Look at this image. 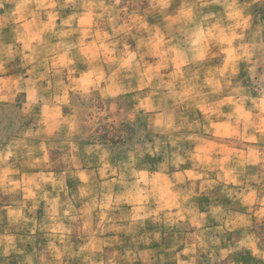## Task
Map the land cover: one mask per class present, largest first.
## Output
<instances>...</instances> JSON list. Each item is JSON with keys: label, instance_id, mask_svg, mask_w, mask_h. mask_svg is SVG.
Segmentation results:
<instances>
[{"label": "rangeland", "instance_id": "374dc122", "mask_svg": "<svg viewBox=\"0 0 264 264\" xmlns=\"http://www.w3.org/2000/svg\"><path fill=\"white\" fill-rule=\"evenodd\" d=\"M101 4L103 5V2L94 5L99 13L103 12V6H98ZM125 10L130 12L128 8ZM125 10L122 9V12ZM132 10L130 15H133L132 19L137 21L141 18L142 12L147 11L146 8L138 6H133ZM253 10L255 14L264 9ZM108 11L116 12L117 9L108 8ZM76 17L75 41L68 45L69 36L58 34L65 43H61L56 49L64 51L69 48L72 53L82 50L80 62L76 65L78 71L75 76H78L81 72L89 70V63L92 67L98 66L100 56L105 54L106 49L103 47V40L109 33L105 31L101 14L99 16L92 14L93 19L91 16L78 13ZM90 22L91 25L87 24ZM139 24L133 26L129 22H123L119 27L123 30L118 32H114L115 25H111L114 36L120 32L119 39L113 40L116 46H123L125 49L127 45V49H130L129 44L133 41V50L136 53L137 44L143 39L145 45L140 49L141 54L151 53L144 56L142 61L140 55H136V59L130 62L131 71H128H135V66L140 64V71L153 75L154 83L160 82V77L164 81L173 79V74L177 71L176 65L181 64L183 55L170 52L163 41L151 39L152 42L149 44L147 37L150 35L142 29L138 32ZM54 30L56 25L43 37L46 42L43 47L45 51L52 49L47 45V41L52 40ZM23 33L27 38L26 31ZM34 34L31 33V39L35 37ZM155 35L153 31L151 37ZM94 38L98 39L96 44L93 43ZM90 39L91 43H89ZM21 43L24 47L23 41ZM73 44L78 45L79 49L73 50L70 47ZM65 53L67 52L64 51L58 56L51 54L49 63L53 66L63 65L66 60L72 58V54L65 55ZM234 55L239 54L234 53ZM18 59L22 60L21 57ZM253 59L255 60V57ZM219 63H221L219 59H213L208 62V66ZM160 64H167L168 67L159 68V76H156L154 70ZM232 65L238 68V72L231 77L230 88H224L221 83L222 91L212 93L199 106L190 101L176 104L174 99H170L168 101L170 107L162 114L152 110L155 107V97L147 95L149 89H144L140 96L146 107L138 110L136 108L139 101L134 99L135 92H121V87L109 89L111 93H119L115 98L123 99L125 103L118 105L114 113L109 112L103 117L93 119L91 112L86 116L78 115L76 124L70 123L69 118L72 113L66 105L53 103L45 110L37 104L33 109L34 114L23 119L13 134L0 138V147L6 142L10 143L11 160L14 162L12 171L16 174L23 173L28 183L32 182L26 195L35 196V188L32 187H35L36 181L38 182V191H36L40 193L37 199L30 200L33 203L30 204L32 210L28 211H44L43 218L41 221L37 220L36 224L44 230L38 232L35 230L29 232V229L26 232L20 230L17 216V222L12 220L10 224L9 237H5L4 233L0 232V242H2L0 264L4 261L8 264H21L26 262L28 257L32 258L33 264H56L57 256L64 248L80 253L79 256L71 258L70 264H88L86 257L96 260L97 264H109L110 260L115 261L118 258L124 261L129 257L133 260L136 256L145 259L141 264H158V261L167 257L169 251L162 248L164 242L161 243L156 235L163 238L160 223L166 229L171 226V220L164 216L159 218L155 214L144 217L141 209L144 207L145 189H152L155 193L148 210L163 211L164 192L169 190L165 188V184L171 186L170 183L175 180L176 175H169L172 181L164 183L157 178L158 174L154 171L165 173L171 166L179 169L184 164L188 166L187 174L192 173L199 179L192 180L187 177L186 184H173V194L176 191L175 187L183 188L182 203L188 212L185 222L181 225V231L166 234L171 235L172 239L168 241L165 238L164 241L183 244V248H176V254L183 250L186 259H189L186 264L195 258L203 259V264H210L211 261L208 259L214 254L212 239L229 241L232 249L219 264H222V260L235 264L237 259L249 256L251 249L242 245L240 241L247 243L249 238H258L264 234V133L259 130L264 125V121L259 118L261 107H264L260 81L264 67L258 66L254 72H249L248 69L252 68V65L245 59L230 60L229 66ZM63 71L64 83L67 85L68 69L65 68ZM179 71H184L182 64ZM30 75V72L25 74L22 77L23 81L29 80ZM136 75L138 76V73ZM137 78H132L133 87L137 86ZM212 79L215 84V77ZM20 87L29 90L16 93L14 97L16 107H22L21 100L28 102L29 92L33 100L39 101L41 96L39 85L29 88L21 82ZM212 87L213 85H209L203 89V92H211ZM237 87L241 91H232ZM155 91L159 94L161 90ZM12 92H15V88ZM111 99L110 96L109 102ZM208 100L211 101L206 102ZM252 101H256L260 107L254 106ZM0 103L8 102L0 101ZM98 108L100 111L105 110L103 104L98 105ZM156 120L160 121L159 125L155 124ZM169 124L173 128L179 127L180 130L172 131ZM157 127L160 128L159 131L156 130ZM19 140H26L27 143H22L19 148L21 142ZM172 140L176 141L175 145ZM23 148L25 150L20 151ZM177 157L184 163H178ZM85 176L92 179L97 177L92 185V196H95V199L89 201L85 199L88 194H85V189L80 184V179ZM100 176H103L102 183H99ZM19 199H22V194L20 196L15 194L11 201ZM14 203L9 206V210L16 207ZM9 204L11 203L7 205ZM19 209L16 207L11 211ZM213 209L220 211L213 215ZM52 210L60 213L53 216ZM74 211L75 215H73ZM80 211H93L91 225L93 228L98 227L103 230V245L92 238L89 246H86L84 240L80 242L69 236L73 227L79 231L83 229L84 218ZM196 211H205V218L213 219L222 227L215 228L214 231L196 233L194 228L196 219L199 218L192 220ZM228 211L230 217L227 215ZM36 214L33 213L28 217L32 229L36 223ZM0 225L2 226V222ZM117 226L119 231H116ZM226 227L233 230H227ZM129 228L132 229V237L129 235ZM110 235H119L118 249L108 248L104 244L115 242L107 238ZM201 239L207 244L203 252H200L199 244L196 242ZM9 242L15 247H9ZM152 243H159L161 248L153 249ZM134 246L137 249H134ZM165 247L169 248L167 245ZM81 249L84 251L81 252ZM5 250L7 255L4 254ZM152 253L157 256L154 260L156 263L148 262ZM171 256L173 257L172 249ZM60 260L69 264L68 254L60 256Z\"/></svg>", "mask_w": 264, "mask_h": 264}, {"label": "clouds", "instance_id": "9594fccd", "mask_svg": "<svg viewBox=\"0 0 264 264\" xmlns=\"http://www.w3.org/2000/svg\"><path fill=\"white\" fill-rule=\"evenodd\" d=\"M58 3L62 8L89 7L82 0H58ZM114 3L119 5L120 0H114ZM6 5H12L13 7L9 10ZM149 5L150 14H154L155 17V24L150 27L146 22H140L137 31L139 32L142 29L151 36L154 30L156 35L152 39L163 41L170 52H178L183 55L181 64L184 66V71L180 72L181 64H177V71L173 74V79L164 81L160 77V82L154 83L153 75L148 72H141L140 64H137L135 66V71L138 73L137 86L133 87L132 77H129L128 85L121 88V92L136 93L134 99L139 101L136 110L146 107L144 101L140 100L144 89H149L147 94L149 97H155V107L152 109L154 112L162 114L170 107L168 104L170 99H174L176 104H180L182 101H190L199 106L212 93L222 91L221 83L224 88L231 87V77L237 74L238 68L235 65L230 67V60H247L252 65V68L248 69L249 72H254V69L258 66L264 67V10L255 12V14L253 10L254 5L264 9V0H149ZM46 6L55 7L56 5H47L45 0H0V10L4 11V16L0 17V19L15 21L18 25L12 29L13 35L6 36L3 31L4 24H0V74H5L14 67L27 68L32 65L29 69L31 73L29 80L23 81L22 77H18L16 80L9 78L15 87V92L9 89L10 95H0V101H8V103H0V138L13 134L19 128L23 119L34 114L33 109L37 104L45 110L53 103L66 105L72 113L69 118L70 123L76 124L78 123V115L86 116L87 113L91 112L93 119L103 117L108 115L109 112L114 113L118 105L125 103L123 99L117 100L115 98L119 93H111L108 87H101V81L105 79L102 68L92 67L88 61H84V63H89V70L81 72L79 79L75 78V74L78 71L76 65L80 62L82 50L73 52L72 58L66 60L63 65L53 66L49 63V57H51L53 51H56L55 49L47 51L40 49L38 51L36 48H30L31 40L24 37L20 28L23 27L27 30L30 25L34 24V20L26 21L21 26L17 16L21 20H25L24 10H28L27 15L35 17L36 13L32 9ZM98 6L102 7L103 5ZM104 11H108V9L105 8ZM102 15L103 12L101 13ZM75 19L77 17L73 15L68 20L63 21V23L68 24L69 21H74ZM122 30L114 29V32ZM74 31H77V29H70L69 32H61L59 35H70ZM53 35L56 34L54 33ZM8 39L15 43H8ZM21 41H23L24 49L28 50L30 55H24L23 51L16 47V44ZM151 42L152 40L148 41L149 44ZM144 45L145 41L140 39L135 54L128 53L127 45H125L124 54L119 61V67L115 71H111L109 79L116 77L117 73L124 69L131 71L130 62L136 59V55H140L141 61L144 56L151 55L150 52L141 54L140 49ZM70 47L79 49V46L75 44ZM107 51L105 49V52ZM112 51H115V46H113ZM234 53L239 55H234ZM124 55H126V59ZM16 56H20L22 59V64L19 66L11 63ZM253 57H255V60ZM213 59L221 61L220 66L215 69L208 66V62ZM108 62L111 64L117 61L112 58ZM163 67H168V65L160 64L154 70L156 76H159V68ZM65 68L68 69L67 79L69 83L67 85L63 79V70ZM212 77H215V84ZM9 80L3 81V84L7 86ZM260 81L261 97H264V73L260 74ZM21 82L28 85L29 88L39 84L38 90L41 92L39 101L33 100L32 94L29 92L28 102L25 103L24 100H21L20 104L22 107H16L14 101L16 93L29 90L28 88L20 87ZM45 84L47 85L46 87ZM209 85H213L211 92H203V89ZM50 89L52 90L51 92L49 91ZM156 89L161 90L159 94L156 93ZM165 89L166 91H164ZM232 91L239 92L241 89L237 87L233 88ZM110 96L112 99L109 102L108 98ZM252 103L254 106L260 107L256 104V101H252ZM101 104L104 106V111H100L98 108V105ZM120 110L123 112L122 108ZM259 118L264 121V107H261ZM113 119H115V116ZM155 124L159 125L160 121L156 120ZM169 128L176 132L180 130L179 127L173 128L171 124H169ZM156 130L159 131L160 128L157 127ZM259 130L264 133V125ZM172 143L175 145L176 141L172 140ZM177 162L184 163V161L179 160V157H177ZM197 167L202 166L197 165ZM187 177L192 180L199 179L198 176L192 173H188ZM174 179L176 185H183L184 181L179 173ZM192 187L194 189L195 185L193 184ZM175 190L177 193L183 194L182 187H175ZM201 190L203 191V186H201ZM154 196L155 193L152 189H145L144 207L141 209L144 217L154 215L152 211L148 210ZM185 198L187 197L185 196ZM219 211V209H213V215ZM67 214L66 212L65 215ZM131 230L129 228V231ZM156 238L159 239L158 234ZM61 242L63 243V238H61ZM211 243L214 245L219 244V240L212 239ZM240 243L250 248L252 255L256 257L253 264H264V234H261L258 238H249L247 243L243 240ZM9 247L14 248L15 246L9 242ZM229 250L231 251L232 249ZM83 251L81 249V252ZM65 253L68 254L69 264L72 257L80 255V253L71 251L70 248H64L63 252H60L57 256L56 264H65L64 261L60 260V256ZM4 254L7 255V250H5ZM224 255H227V253H224ZM86 259L88 264H97L96 260L91 257H86ZM131 261L132 257H129L128 264H131ZM2 264H8V262L4 261ZM21 264H33L32 258L28 257L26 262H21ZM109 264H116V262L110 261ZM120 264H124V261H120ZM189 264H195V262H189ZM222 264H230V262L222 260Z\"/></svg>", "mask_w": 264, "mask_h": 264}, {"label": "crops", "instance_id": "0c3cea01", "mask_svg": "<svg viewBox=\"0 0 264 264\" xmlns=\"http://www.w3.org/2000/svg\"><path fill=\"white\" fill-rule=\"evenodd\" d=\"M83 3H87L89 5L88 8H84V7H78L76 9H73L71 7L69 8H62L59 6L58 0H45V3L47 5H56L55 7H44V8H39V9H32V11H35L36 16L33 17L31 15H27V11L28 10H24V14H25V20H21L19 16H17V20L19 21V25H23L26 21H32L34 20V24L30 25L28 27L27 30H25L23 27L20 28L21 33H23V31H26V35L27 39H31V33H35V37H33V39H31V42H34L33 44H30V48H36L38 51L40 49H43L44 47V36L45 33L50 31L52 29V27L54 25H56V30H54V33L56 35H52V40L47 41V45L51 46L52 49L55 48L56 51H53L51 54L53 56H58L61 55V53H64V51H66L68 54H72V51H70V49L68 48V50H64L61 51L60 49H56L59 48V45L61 43H65V41H61L60 37H59V33L60 32H69L70 29H75L74 25L77 24L76 19L74 21H69V23L67 24V26H65V24L63 23V21L68 20V18L70 16L75 15L76 13L78 14H82L84 16H91L92 14L94 15H98L101 14L98 12V10L96 9V7L94 6L97 2H103V25L105 26V31L108 34V37H106L105 40H103V47H106V49L108 50L107 52H105V54H103V56H100L99 59V64L98 66H96V68H102L104 75H105V79L101 81V87L105 88L108 87L109 89L113 88H122V87H126L128 85V78L132 77V78H137L138 76L136 75L137 73L135 71L129 72L128 69H124L121 72L117 73V76L109 79V77H111V71H115L116 68L119 67V61L121 56L124 54V47L123 46H116L113 43V40L115 38L119 39L120 37V32L116 33L115 36L112 34V27L111 25H115L116 29H119L120 25L123 22H129L133 25L140 23V22H147L149 23V26L151 27L153 24H155V17L150 14L151 9H150V5H149V0H120V4L119 5H115L114 0H82ZM133 6H138V7H143L146 8L147 11H143L142 12V16L139 19V21L132 19L133 15H130V13L133 12L132 7ZM12 5H6V8L11 10L12 9ZM105 8H114L117 9L116 12H111V11H104ZM130 9V12H127V10L125 9ZM258 8L256 5L253 6V9ZM122 9L125 10V12H122ZM139 14V13H138ZM4 16V11L0 10V17ZM0 24H4V28L3 31L6 34V36H11L14 33L12 32V29L17 27V23L15 21H8L6 19H0ZM89 25H91L90 23H87ZM154 31V30H153ZM75 32H71L70 35H68V40L67 43L68 45H70V43H73L76 39V35ZM155 32V31H154ZM53 33V34H54ZM111 33V34H110ZM25 33H23L24 35ZM148 41L152 39L151 36H148ZM33 40V41H32ZM96 41H98V39L94 38L93 43L96 44ZM8 43H15L14 41H12L11 39L7 40ZM89 43H91V39L89 41ZM88 44V43H87ZM58 46V47H57ZM113 46H115V51L113 52ZM16 47H19L21 49V51H23L24 55H30V52L26 49H24L23 45L21 42H19L18 44H16ZM23 47V50H22ZM129 48L127 49L128 53H133L135 54V50H133L134 48V44L133 41H131V43L129 44ZM75 50V49H73ZM236 54V53H235ZM114 55V56H112ZM20 56H16L15 59L13 61H11L12 64H15L17 66L22 64V60L18 59ZM126 57V55H124V58ZM115 58V60L117 62H115L113 65L109 66V60ZM126 59V58H125ZM235 59H233L234 61ZM221 63L216 64V65H211L209 67L215 69L216 67L220 66ZM108 65V66H107ZM28 67H32V65H29ZM24 68V67H14L12 68L11 71L5 73V74H0V95H10L9 93V89H14L15 87L12 85L11 80H16L18 77H23L25 74H27L29 72V68ZM131 73V75H130ZM171 73V72H170ZM9 78H11V80H9ZM76 79L80 78V75L75 76ZM94 78V77H93ZM5 80H9V83L7 84V86H5L3 84V81ZM138 80V78L136 79ZM39 85V84H37ZM36 85V86H37ZM21 86V84H20ZM110 86V87H109ZM110 91V90H109ZM112 92V91H110ZM211 100H208L206 102H209ZM8 102V101H5ZM20 142V146L19 148H21V144L22 143H27L26 140H19ZM25 146V145H24ZM12 146L10 145L9 142H6L5 144H3L0 147V222H2V226L0 225V232L4 233L5 237H7L9 235L10 230V224L12 223V220L17 222L16 217H19V221H18V225L20 230H24L25 232L28 230L29 232L32 231L33 229L38 232L43 231L44 228L41 227L40 225H36L37 224V220L41 221V219L44 216V211H28V210H32V206H30V204H33L32 201H30L31 199H37L38 197V182H35V187L33 186L32 189L35 188V193L33 196V194L30 195H26L27 194V190L29 189V185L31 186L32 182L28 183V181L25 179L26 176L21 173V174H16L12 171V167H14L13 165V160H11V156H12V150H11ZM34 148H36V146L34 145ZM24 151L25 148L20 149V151ZM13 159V157H12ZM17 162V160H15ZM38 161V160H37ZM38 166V165H37ZM188 166L186 167L185 164L184 166H180L179 169H175V167H170V170H166L165 173L159 172V171H154L157 175V178H159L160 180H163L164 183L167 182H171V178L169 175L171 176H175L178 173L181 175L184 183H187V172H188ZM186 174V175H185ZM38 175V174H37ZM97 178V177H96ZM96 178L92 179V177H84L83 179H80V184L83 185L84 189H85V194H88L85 199L92 200L95 199V196H92V191H93V183L96 182ZM99 183L103 182V176L99 177ZM176 181H172L170 185H166L165 184V188L169 189L168 192H164V207H163V211H152L155 215H157L159 218L164 216V217H169L171 220V226L169 228L164 229L163 226L160 223V228L163 230V238H160V242H164L162 248L167 249V251H169V253L167 254V257H165L163 260L158 261V264H181V262H183V264H186L187 261L189 259H186V255L185 252L183 253V250L180 251V253L176 254V248H183V244L179 243V245H177V243H170V242H165L164 239L166 238V240L170 241L172 239L171 235H166L172 232H179L181 231V225L185 222L186 220V215L187 212L185 207L183 206L182 203V196L181 194L177 193V191H175V193L173 194V190H172V186L173 184H175ZM74 184V182H73ZM37 190V191H36ZM14 193V194H13ZM15 194H18L19 196L22 194V199L17 200V201H11V199L13 198V196H15ZM59 194V193H57ZM35 197V198H33ZM7 199H9L8 201H6ZM161 199V198H160ZM11 203L9 205H7L8 203ZM13 202H15L14 204H16V207H19V210L16 211H11L16 209V207H13L12 209L9 210V206H11L13 204ZM35 207V206H34ZM38 207V205L36 206V208ZM25 210V211H24ZM93 211H80V213H82L83 218H84V222H83V229L81 231L76 230V228L73 227V229H71L72 231L69 232V236L75 239H78L80 242H82L81 240H84V244L87 246H89V244L92 241V238L95 239V241H100L101 244L103 245V230L99 229L98 227H92L91 225V221L92 220V213ZM33 213H37V217L35 216V220L36 223L33 225L34 228L32 229L30 227V219L28 218L31 214ZM53 216L54 214L60 213L59 211H54L52 210ZM75 215L76 212H73ZM228 217H230V211L227 212ZM196 218H199L196 219ZM196 219V226L194 229H196V233L197 232H205V231H214L215 228H221L222 226H219L218 223H215V221L213 219H210L209 217L205 218V211H196V215L194 218H192V220ZM200 221V222H199ZM199 222V224H198ZM23 226V227H22ZM29 227V228H28ZM119 226L116 227V231H119L118 229ZM227 230H233L229 227H226ZM122 232V231H121ZM166 232V233H165ZM128 234V233H126ZM130 237H132L133 233L130 231L129 233ZM119 235H110L107 236V238H109L110 240H115V242H107L104 243L106 246H108V248H114L116 247L118 249L119 245H120V241L117 240ZM202 236V235H201ZM9 237V236H8ZM27 237V236H26ZM198 237V236H197ZM196 242L199 244V249L200 252H203V249L205 248V246H207V244H204L203 240H196ZM159 244V243H158ZM156 243H152L151 247L153 249L159 247L161 248L160 244L158 245ZM101 245V246H102ZM169 246V248H166L165 246ZM143 247V246H142ZM134 249H137L136 246H134ZM164 249V250H165ZM171 249H172V253H173V257L171 256ZM212 249H213V256L211 258H209L208 260H210V264H219L221 259H224L226 256L229 255V252H231L229 249H231L229 241L227 242L226 240H219V244H213L212 245ZM224 253H227V255H224ZM249 256L246 255L244 257H242L241 259H237V262L235 264H253V262L256 260V257H254L252 255L251 250H249ZM157 256H155L153 253L149 256V260L148 262H154L155 258ZM123 258V257H122ZM207 260V261H208ZM113 261V260H110ZM120 261L118 258L115 260V262L117 264H120ZM143 261H145V259L141 258V257H134V259L131 261V264H141ZM99 262V261H98ZM191 262H195V264H203V259L198 260L197 258L193 259ZM124 263H128V260H124ZM43 264V263H40Z\"/></svg>", "mask_w": 264, "mask_h": 264}]
</instances>
